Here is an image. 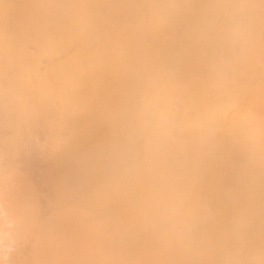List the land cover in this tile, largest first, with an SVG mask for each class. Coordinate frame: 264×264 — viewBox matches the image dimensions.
Returning <instances> with one entry per match:
<instances>
[{
  "label": "bare ground",
  "instance_id": "bare-ground-1",
  "mask_svg": "<svg viewBox=\"0 0 264 264\" xmlns=\"http://www.w3.org/2000/svg\"><path fill=\"white\" fill-rule=\"evenodd\" d=\"M260 0H0V261L261 264ZM186 130V131H185Z\"/></svg>",
  "mask_w": 264,
  "mask_h": 264
},
{
  "label": "snow or ice",
  "instance_id": "snow-or-ice-1",
  "mask_svg": "<svg viewBox=\"0 0 264 264\" xmlns=\"http://www.w3.org/2000/svg\"><path fill=\"white\" fill-rule=\"evenodd\" d=\"M262 9V32H264V0H260ZM261 90L259 96L260 112L257 121L255 111L256 99L251 93L241 90L242 86L230 88L225 92L224 98L209 112L195 121L192 127H200L210 121L235 115L242 119L249 127V143L254 148L259 144L261 157L264 159V41L261 47ZM186 131V130H185ZM10 264H83V262H63V261H44L27 260L11 261ZM99 264H117V262L103 261ZM119 264H129V262H119ZM219 264H232V262H219Z\"/></svg>",
  "mask_w": 264,
  "mask_h": 264
},
{
  "label": "clouds",
  "instance_id": "clouds-1",
  "mask_svg": "<svg viewBox=\"0 0 264 264\" xmlns=\"http://www.w3.org/2000/svg\"><path fill=\"white\" fill-rule=\"evenodd\" d=\"M4 245V241L0 239V247ZM11 261H0V264H10ZM261 264H264V262H261Z\"/></svg>",
  "mask_w": 264,
  "mask_h": 264
}]
</instances>
